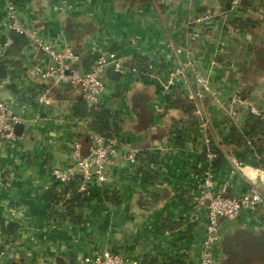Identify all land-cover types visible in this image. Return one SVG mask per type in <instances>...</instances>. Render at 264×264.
I'll use <instances>...</instances> for the list:
<instances>
[{
  "label": "crops",
  "instance_id": "obj_1",
  "mask_svg": "<svg viewBox=\"0 0 264 264\" xmlns=\"http://www.w3.org/2000/svg\"><path fill=\"white\" fill-rule=\"evenodd\" d=\"M15 1L38 33L55 42L65 37L79 56L80 68H89L95 46L116 51L128 63L144 57L155 73L107 70L99 106L118 114L115 121L121 128L113 136L121 153L107 167L105 181L86 184L90 199L77 209L82 219L77 223L53 218L44 195L55 182L53 168L70 164L76 142H81L82 154L89 152L93 130L83 115V98L79 90L63 85L52 90L51 105L37 103V91L51 83L39 85L27 77L42 57L30 43L17 58L20 62L5 64V72L12 67L23 76L17 86L0 87V99L23 117L24 126L16 131L17 140L0 142V219L15 225L10 235L0 227V252H5L0 264H80L86 255L105 248L144 264H198L204 216L193 220L191 211L208 163L206 149L211 145L223 154L220 166H214L217 190L240 160L229 143L234 125L217 100L239 92L264 109L263 1L250 2L245 14L229 0ZM4 4L0 0V20ZM208 12L215 13L208 25L191 22ZM240 14L258 25L235 27L229 20ZM177 49L192 51L214 94L194 99L183 85L166 86L167 69L184 55ZM177 91L195 103L196 126L170 105L168 99ZM130 149L138 150L134 162L125 157ZM248 181L237 169L225 191L239 195ZM108 191L121 201H110ZM217 256V264H264V206L222 222Z\"/></svg>",
  "mask_w": 264,
  "mask_h": 264
},
{
  "label": "built area",
  "instance_id": "obj_2",
  "mask_svg": "<svg viewBox=\"0 0 264 264\" xmlns=\"http://www.w3.org/2000/svg\"><path fill=\"white\" fill-rule=\"evenodd\" d=\"M229 1L233 8L240 9L245 1L259 0ZM214 18L215 13L208 12L196 16L191 22L206 26ZM12 33L24 35L29 43L42 53L41 59L27 70V77L39 85L44 84L45 81L51 83L50 87L37 91L36 101L40 105H51L54 101L52 90L66 85L79 90L88 109H91L100 105L102 94L106 89L105 75L109 68L121 75L138 72L136 66L129 64L116 51L103 50L95 46L91 50L93 60L89 68H80L79 56L65 37L55 42L41 35L37 31L35 22L29 23L23 17L15 0H5L3 18L0 20V61L4 60ZM193 36L196 38L199 33L195 32ZM177 51L183 52L184 55L175 65L167 69L166 86L183 85L188 90L189 97L194 99L205 97L208 93L214 94L215 91L212 90L208 79L203 77L195 66L192 51L189 49L185 51L177 49ZM22 76V72L17 73L12 67H9L5 73L0 71V87L17 86L18 78ZM217 101L234 126L242 127L244 124L242 117L246 115L248 117L249 114L264 118V109L239 92L234 93L231 98ZM21 123H23V117L15 113L8 102L0 99V142L10 144L17 140L19 137L16 127ZM90 140V148L86 156L82 154L81 142H76L70 164L53 168L55 181L67 183L75 174H80L86 184L95 181L101 183L107 179V167L114 157L121 153L119 140L95 131L90 132ZM248 145L252 146L250 141ZM137 153V149H130L125 157L134 162L137 159ZM214 156L207 148L208 163L202 169L191 211L193 220L200 221L201 216H204L202 223L204 234L198 264L218 263L217 254L222 241L223 221H235L244 212L255 211L264 206V168L239 160L230 171L229 180L224 187L217 190L216 173L212 163ZM237 169L245 172L249 179L248 187L239 195H227L226 187ZM4 254L5 252L1 251L0 257ZM80 264H144V262L133 255L105 248L86 255L81 259Z\"/></svg>",
  "mask_w": 264,
  "mask_h": 264
},
{
  "label": "trees",
  "instance_id": "obj_3",
  "mask_svg": "<svg viewBox=\"0 0 264 264\" xmlns=\"http://www.w3.org/2000/svg\"><path fill=\"white\" fill-rule=\"evenodd\" d=\"M264 3V0H261ZM252 6L250 2L245 1L239 11L243 14L247 13V8ZM237 28L252 29L258 25L259 21L251 16H234L229 20ZM11 44L5 52L6 58L0 61V71L5 73V64L17 63L22 56V52L28 45V39L21 34H11ZM20 62V61H19ZM138 68V72L142 75H152L154 70L149 67L148 60L144 57H135L133 63H129ZM193 100V99H192ZM84 101V100H83ZM171 106L181 109L187 116L189 122L196 126L198 124L195 115V103L184 98L181 92H176L174 97L168 99ZM85 110L83 115L88 118L89 127L95 132L102 133L108 137H114V133L121 128L120 123L115 121L118 115L116 112L100 107L99 105L88 109L84 102ZM251 142L252 146L248 145ZM229 143L233 145L239 159L244 162L251 163L257 167L264 168V118L249 114L242 127L233 126L230 133ZM210 151L215 155L213 161L214 166L218 167L222 163L223 154L220 149L210 145ZM206 155V153H205ZM204 156V155H203ZM205 160V157L203 158ZM80 174H75L67 183L55 181L53 185L45 191V199L50 210V215L58 220L69 219L72 222H82L81 217L77 214V209L83 207L90 199L89 190L86 189V183ZM228 195V194H227ZM108 199L112 202L119 203L121 197H118L114 191H108ZM60 206V209L58 208ZM0 227L3 233L11 234L15 229V225L5 223L0 219ZM63 262V261H62ZM67 264H75L67 262ZM166 264H184L183 261H172Z\"/></svg>",
  "mask_w": 264,
  "mask_h": 264
},
{
  "label": "water",
  "instance_id": "obj_4",
  "mask_svg": "<svg viewBox=\"0 0 264 264\" xmlns=\"http://www.w3.org/2000/svg\"><path fill=\"white\" fill-rule=\"evenodd\" d=\"M228 5H230V4H228ZM231 6V5H230ZM23 124H19V125H17V127H16V131L18 132V133H20L22 130H23ZM88 153L86 152V153H83V155L84 156H86ZM158 190L159 191H161L162 189L161 188H158Z\"/></svg>",
  "mask_w": 264,
  "mask_h": 264
}]
</instances>
